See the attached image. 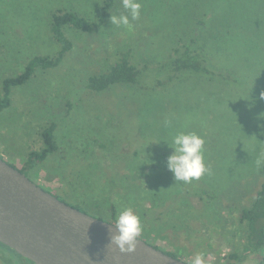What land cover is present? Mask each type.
Segmentation results:
<instances>
[{
  "label": "rangeland",
  "instance_id": "1",
  "mask_svg": "<svg viewBox=\"0 0 264 264\" xmlns=\"http://www.w3.org/2000/svg\"><path fill=\"white\" fill-rule=\"evenodd\" d=\"M139 2L141 15L129 18L130 29L110 21L111 15L126 14L122 0H114L105 22L90 32L64 28L72 48L57 66L36 68L13 87L9 106L0 111V157L94 217L116 223L119 213L131 208L141 220L139 238L188 264L197 255L204 264H264V246L247 250L244 223L238 222L239 209L264 184V118L259 116L264 0ZM101 5L102 0H0V93L2 80L20 73L33 56L58 50L50 33L52 10H75L95 20ZM224 31L228 39L208 49L212 33L219 38ZM175 35L204 54L211 73L185 74L172 82L160 76L162 85L151 93L138 84L99 92L85 87L89 76L106 71L125 50L138 66L168 60ZM153 81L145 77L147 85ZM49 122L55 123L58 149L31 165L30 153L43 147L41 132ZM180 132L203 138L207 170L201 176L213 181L214 199L203 209L199 195L183 194L191 208L182 203L167 216L165 210L181 198L161 202L160 194L175 193L182 181H175L167 164L160 166ZM230 252L241 260H227Z\"/></svg>",
  "mask_w": 264,
  "mask_h": 264
},
{
  "label": "trees",
  "instance_id": "2",
  "mask_svg": "<svg viewBox=\"0 0 264 264\" xmlns=\"http://www.w3.org/2000/svg\"><path fill=\"white\" fill-rule=\"evenodd\" d=\"M113 7L114 0H102V5L100 6L95 20H89L75 10L59 8L52 10L50 15V33L53 41L59 45L58 50L54 53V55L38 54L33 56L28 60L24 69L20 73L16 75H9L2 80L0 111L9 106L10 92L13 87L25 83L34 74L36 68L46 70L57 66L63 56L72 48V40L65 34L64 28H74L90 32L94 28L100 27L105 22ZM195 20L197 21V25L202 23L201 19L197 17H195ZM216 32H213L210 37L211 46L208 49H211L212 45L216 43V41L223 42L228 39L227 32H222V36H219V38L218 35L215 34ZM233 32H235L233 35L235 36L236 30ZM240 32L241 31H239V34ZM174 38L172 49L168 54V60L161 63L158 62L154 66H152L149 62L144 61L143 65L138 66L137 64L131 62L130 51L125 50L118 55L106 71L98 75L89 76L85 87L90 91L99 92L108 89L114 84H138L143 89H150L148 93H151L152 90L156 89L157 85H162L159 81H157L160 76H165L168 82H172L174 80L181 81L187 76L185 74L195 75L201 72L211 73L208 66V59L203 56V53L196 48L191 47L189 44L184 42L182 38L176 35ZM235 38H237V36H235L234 39ZM219 50L221 51L220 47ZM145 77L153 79L154 81L152 83L155 82V84L151 86L147 85L145 83ZM54 130L55 123L49 122L48 124H44L41 132L43 147L39 151L30 153L31 165L34 162L42 161L48 154L57 151L58 145L55 140ZM166 164L167 159L164 160L160 167L165 168ZM20 171L23 172L22 170ZM199 178L200 181L198 182H196V179H193L188 183L182 181V183L177 185L182 186V188L176 190L175 193L168 190L163 191L162 194H160V197L164 196V199L161 202H164L166 199H172V203L174 201V197L178 199L181 198L178 203H175L174 206L165 210L166 214L163 212L165 215L168 216V213L172 214L170 212L171 209L184 207L182 206V203L186 206L189 205L185 202L186 200H182V197L184 196L183 194L199 195L201 201H203V209H208L211 206V199H214V194H209V192L213 190V181L204 175ZM230 179H233L232 176ZM187 186H190V188L187 189ZM191 186H199V189L195 188L196 191H193ZM184 187H186V189H184ZM158 193L160 192L155 191V194ZM154 203H156V201H154ZM74 207L78 208L76 206ZM112 207L115 211V207L113 205ZM187 207L191 208L190 206ZM78 209L81 210L80 208ZM178 217L181 216L178 215ZM238 220L239 223H244L246 249H249L251 253L259 251L264 246V184L257 190L249 205L239 209ZM165 252L176 257V255L172 252ZM225 258L227 260H241L237 252H230L227 256H225ZM0 264L34 263L0 242ZM227 264L233 263L227 262Z\"/></svg>",
  "mask_w": 264,
  "mask_h": 264
},
{
  "label": "water",
  "instance_id": "3",
  "mask_svg": "<svg viewBox=\"0 0 264 264\" xmlns=\"http://www.w3.org/2000/svg\"><path fill=\"white\" fill-rule=\"evenodd\" d=\"M115 231L0 157V242L34 264H188L139 237L135 251L120 252Z\"/></svg>",
  "mask_w": 264,
  "mask_h": 264
},
{
  "label": "clouds",
  "instance_id": "4",
  "mask_svg": "<svg viewBox=\"0 0 264 264\" xmlns=\"http://www.w3.org/2000/svg\"><path fill=\"white\" fill-rule=\"evenodd\" d=\"M122 6L126 14L111 15L112 24L131 28L130 19L138 20L141 15V3L139 0H122ZM264 98V92L261 94ZM264 112L259 116L264 118ZM165 123H170L165 121ZM204 140L195 132H180L172 137L171 154L167 158V167L174 174L175 181L191 182L198 179L207 169L204 164L202 147ZM260 161L258 160V163ZM116 231L110 237V243L114 244L120 252H133L136 249L137 237L142 232L140 217L131 209L122 210L115 223ZM193 264H204L200 255L195 257Z\"/></svg>",
  "mask_w": 264,
  "mask_h": 264
}]
</instances>
